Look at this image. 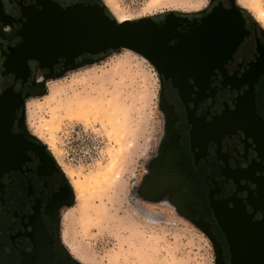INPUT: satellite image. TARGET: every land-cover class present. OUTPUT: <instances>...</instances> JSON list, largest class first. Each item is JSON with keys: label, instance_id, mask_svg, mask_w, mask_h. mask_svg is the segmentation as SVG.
<instances>
[{"label": "flooded vegetation", "instance_id": "obj_1", "mask_svg": "<svg viewBox=\"0 0 264 264\" xmlns=\"http://www.w3.org/2000/svg\"><path fill=\"white\" fill-rule=\"evenodd\" d=\"M43 1L0 0V153L6 162L0 176V264H20L22 253L32 249L26 232L37 222L35 212L51 239V264H76L61 252L54 223L72 191L28 119L30 104L45 96L49 74L63 70L59 61L50 70L29 58L34 46L20 49L23 24ZM218 2L230 7L227 0ZM211 7L181 16L191 21ZM239 9L247 34L226 63L195 68L188 62L167 76L158 74L165 128L148 179L149 188H161L183 214L202 222L216 264H233V243L244 239L240 219L258 223L254 240L264 242V33Z\"/></svg>", "mask_w": 264, "mask_h": 264}, {"label": "rangeland", "instance_id": "obj_2", "mask_svg": "<svg viewBox=\"0 0 264 264\" xmlns=\"http://www.w3.org/2000/svg\"><path fill=\"white\" fill-rule=\"evenodd\" d=\"M216 1L113 0L108 8L99 0L114 18L125 20L157 19L169 12L198 15ZM258 2L264 11V0ZM226 3L245 10L264 33V22L252 10L236 0ZM93 58L48 77L45 96L30 104L28 113L58 164L71 174L59 165L72 191L71 200L55 211L61 252L76 264H216L203 224L183 214L164 190L149 188L165 128L157 71L123 48ZM74 183L90 185L81 196L83 210ZM66 211L73 214L68 246L61 238ZM81 213L100 215L99 223H86Z\"/></svg>", "mask_w": 264, "mask_h": 264}, {"label": "water", "instance_id": "obj_3", "mask_svg": "<svg viewBox=\"0 0 264 264\" xmlns=\"http://www.w3.org/2000/svg\"><path fill=\"white\" fill-rule=\"evenodd\" d=\"M38 4L41 7L32 9L23 24L20 49L34 46L28 57L42 68L51 70L59 61L63 70L58 75L50 73L49 77H60L85 61L93 62V56L121 48L139 54L158 74L165 76L188 62L195 68L218 67L231 58L247 34L240 9L225 7L221 2L191 21L169 12L158 22L151 17L118 21L110 17L107 7L99 2L61 6L44 0ZM80 57L82 61L76 62ZM4 156L0 153V176L6 171ZM34 214L37 222H30L31 231L26 232L33 247L22 253L20 264H51V239L38 212ZM198 222L202 226V222ZM55 223L59 233L57 221ZM240 223L245 229L244 239L233 243V264H264V242L254 240L260 225L248 218L240 219ZM230 228L233 231V225ZM225 233L229 239L227 229Z\"/></svg>", "mask_w": 264, "mask_h": 264}, {"label": "bare ground", "instance_id": "obj_4", "mask_svg": "<svg viewBox=\"0 0 264 264\" xmlns=\"http://www.w3.org/2000/svg\"><path fill=\"white\" fill-rule=\"evenodd\" d=\"M104 3L106 4V6L109 8L110 6L113 5V0H103ZM236 3L238 5H243L244 7L250 9L253 11L255 17L258 19V20H261L262 22H264V11L261 10L259 8V2L258 0H251V2L247 3L246 0H236ZM258 3V4H257ZM253 6V7H252ZM118 21H124L125 19L123 18H117ZM56 159V158H55ZM60 165V164H59ZM62 171L65 173V175L69 176L71 175L69 170L63 166V165H60ZM90 181V180H89ZM90 183V182H89ZM89 183H74V190L76 191L77 195H78V200H79V208L81 210H83L84 208V204L86 203H83V201H81V196H83V198H85L84 196V193H85V190L87 189V187H90ZM88 191V190H87ZM86 191V192H87ZM88 197V196H87ZM86 206V205H85ZM86 208V207H85ZM88 209H89V206H88ZM91 210L92 207L90 208ZM89 209V210H90ZM97 209V208H95ZM94 209V210H95ZM93 210V211H94ZM80 211V210H79ZM88 211V210H87ZM96 211V210H95ZM78 212V211H77ZM80 213V212H79ZM97 213V212H96ZM82 214V217H83V220L86 222V223H99L98 220L100 219V215L99 216H96L95 215V219L94 218H91L92 216L90 217H87L86 215L84 216L83 213ZM87 214V213H86ZM92 214V212H91ZM94 217V216H93ZM73 218V214L71 213V211H66V212H63L61 214V225H62V234H61V238H62V241L63 243L68 246V243H67V240H66V234L68 233V229H69V225L71 224L72 222V219ZM95 221V222H94ZM101 221V220H100Z\"/></svg>", "mask_w": 264, "mask_h": 264}, {"label": "trees", "instance_id": "obj_5", "mask_svg": "<svg viewBox=\"0 0 264 264\" xmlns=\"http://www.w3.org/2000/svg\"><path fill=\"white\" fill-rule=\"evenodd\" d=\"M101 4H103L102 2H100ZM242 11L246 12L245 10L242 9ZM106 12L110 17H113L112 14L110 13V11L106 8Z\"/></svg>", "mask_w": 264, "mask_h": 264}]
</instances>
